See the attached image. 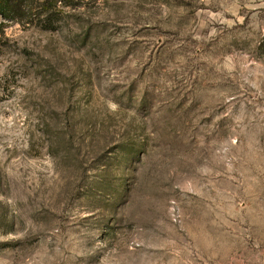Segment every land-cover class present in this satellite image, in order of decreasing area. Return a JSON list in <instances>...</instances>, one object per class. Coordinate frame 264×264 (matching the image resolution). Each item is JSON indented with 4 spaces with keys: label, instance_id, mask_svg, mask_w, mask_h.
Masks as SVG:
<instances>
[{
    "label": "rangeland",
    "instance_id": "374dc122",
    "mask_svg": "<svg viewBox=\"0 0 264 264\" xmlns=\"http://www.w3.org/2000/svg\"><path fill=\"white\" fill-rule=\"evenodd\" d=\"M47 1L0 17V264H264V0Z\"/></svg>",
    "mask_w": 264,
    "mask_h": 264
},
{
    "label": "trees",
    "instance_id": "16d2710c",
    "mask_svg": "<svg viewBox=\"0 0 264 264\" xmlns=\"http://www.w3.org/2000/svg\"><path fill=\"white\" fill-rule=\"evenodd\" d=\"M22 1L23 0H0V17L3 18L4 20L12 21V22H17L18 20H20V18H23L25 16V12ZM37 1L38 2L36 4L37 5L39 4L38 7H43L44 10V7L46 6L45 4H47L48 1L47 0H37ZM41 13L43 14V11H41ZM34 14H32V16L33 15L35 17L41 16L39 15V12ZM27 16H30V13Z\"/></svg>",
    "mask_w": 264,
    "mask_h": 264
}]
</instances>
